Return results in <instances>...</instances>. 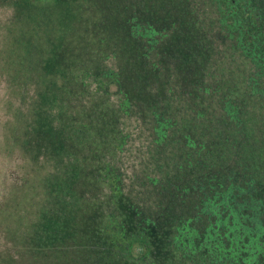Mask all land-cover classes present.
Returning a JSON list of instances; mask_svg holds the SVG:
<instances>
[{
  "label": "trees",
  "instance_id": "obj_1",
  "mask_svg": "<svg viewBox=\"0 0 264 264\" xmlns=\"http://www.w3.org/2000/svg\"><path fill=\"white\" fill-rule=\"evenodd\" d=\"M48 1L91 33L89 51L71 108L35 140L42 164L29 139L23 182L0 201L10 254L19 211L31 264H264V0Z\"/></svg>",
  "mask_w": 264,
  "mask_h": 264
},
{
  "label": "rangeland",
  "instance_id": "obj_2",
  "mask_svg": "<svg viewBox=\"0 0 264 264\" xmlns=\"http://www.w3.org/2000/svg\"><path fill=\"white\" fill-rule=\"evenodd\" d=\"M42 2L49 4L48 0ZM44 3L27 11L24 8L17 10L16 7L3 5L0 0V201L8 198L12 188L23 182L25 162L20 153L25 154L27 146L30 145L29 139L32 142L30 147L33 153L32 164L34 166L42 164L40 157L38 159L34 157V151L38 147L35 145V140L41 144L44 139L49 138H45L46 133L43 132V128L49 129L53 125L48 116L61 115L63 110L65 112L71 108L74 96L67 88L72 89L75 85L71 76L74 69L80 65L79 61L85 64L87 59L85 54L89 51L87 46L91 33L79 35L74 30V23L61 17L63 14L59 4L50 9ZM28 12L31 20L27 21L24 19ZM47 15L53 21L48 22V30L43 32L40 27L47 26L43 25L40 19ZM36 23L40 25L37 26ZM53 37L56 44L52 41ZM62 40L80 41L85 50L77 48L74 43H70L69 48L61 50L58 46ZM91 53L93 51L89 56ZM55 65L59 66V70H62L65 76L56 78L55 81L46 80L49 74L52 76L53 72L50 68ZM108 65L112 68L116 66L114 61H108ZM111 91L115 92L116 88L112 86ZM112 99L116 101L117 98ZM15 119H20V124L16 131H10L7 127L8 122H13ZM29 132H33L34 135H28ZM10 133L18 135L21 147L18 148L19 151L4 155V136ZM55 134L60 133L53 132L52 136ZM47 152L49 153V148ZM136 164L128 157L129 166ZM50 170L54 171L52 167ZM24 201H26L25 196ZM6 216L16 220V224L11 228L14 236L18 235L17 249L14 247L17 252L11 251V254L12 252L14 254H10L13 246L8 244L3 236L1 222L4 220V215L0 214V264H31L27 259L28 256L21 250L23 245L28 247L30 244L26 236V232L30 230L27 221L20 218L19 211H11ZM33 228L37 229L34 225ZM33 247H36L35 243ZM138 251L140 249L136 251L135 248L134 253L138 254Z\"/></svg>",
  "mask_w": 264,
  "mask_h": 264
}]
</instances>
